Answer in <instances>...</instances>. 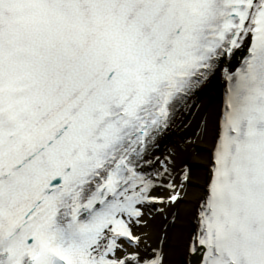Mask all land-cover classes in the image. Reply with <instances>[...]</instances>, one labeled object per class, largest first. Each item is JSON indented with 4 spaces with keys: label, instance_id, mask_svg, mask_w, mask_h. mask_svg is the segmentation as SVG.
<instances>
[{
    "label": "snow or ice",
    "instance_id": "6c2138e0",
    "mask_svg": "<svg viewBox=\"0 0 264 264\" xmlns=\"http://www.w3.org/2000/svg\"><path fill=\"white\" fill-rule=\"evenodd\" d=\"M0 264H264V0H0Z\"/></svg>",
    "mask_w": 264,
    "mask_h": 264
}]
</instances>
